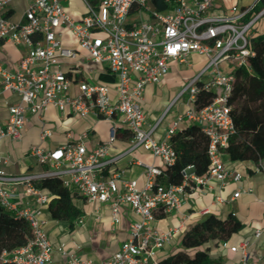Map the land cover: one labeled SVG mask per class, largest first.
<instances>
[{
    "label": "built area",
    "instance_id": "2783aa9c",
    "mask_svg": "<svg viewBox=\"0 0 264 264\" xmlns=\"http://www.w3.org/2000/svg\"><path fill=\"white\" fill-rule=\"evenodd\" d=\"M14 0H0V41H10L26 48L15 70H9L0 61V99L10 91L20 96L18 103L9 106L6 123L0 124V146L5 137L20 141L29 114L40 119L49 105L61 112L76 115H95L112 121L111 141L99 143L92 149L86 144L89 132L78 138L67 133L68 142L57 148L44 147L53 130L43 124L41 144L33 145L28 154L45 166L43 172L10 174L2 165L7 158L0 151V205L29 222L30 241L12 250H4L1 264H49L55 248L45 230L46 221L40 217V206L49 203L50 196L37 182L45 176H57L78 197L108 204L111 221H121V205L127 204L140 217L131 223V236L104 264H149L157 252L175 236L177 228L163 231L154 225L160 214L178 210L184 203L188 190L208 186L212 179L222 184L230 178L240 181L242 173L227 167L224 150L235 132L232 105L229 96L235 86V70L250 69V57L255 54L253 38L258 35L254 27L264 18V8H256L264 0H254L245 7H233L218 12L216 0H100L93 5L88 0V11L82 19H74L66 10L63 0H27V8L18 21L12 20L7 9ZM134 7L147 12L148 19L129 22ZM251 15V18L248 16ZM64 30L71 31L80 46L89 52L91 59L107 64L116 77L112 84L82 79L79 92H73V77L68 72L54 68L58 58L74 60L75 49L65 47ZM197 53L206 58L204 68L184 85L174 103L189 94L186 111L178 117L181 121L200 125L209 138L210 169L207 175H197L194 165L184 171L182 183L164 184L159 181L164 168L148 164L145 168L146 184L139 187L137 179L125 177L126 169L112 176L106 171L119 156H110L111 142L116 138L118 120L133 134L131 150L142 147L160 158L167 167L177 160L171 142L176 127L167 138L155 137L157 125L147 127V114L142 100L146 86L159 83L169 70L171 60L181 64L192 63L189 56ZM214 90L216 98L204 107L196 106L200 87ZM117 98L113 101L111 89ZM176 124V125H177ZM121 181L122 187H119ZM24 185L33 202H20L17 187ZM252 189L240 187L234 197ZM264 235V227L255 231V238ZM251 241L232 246L240 252L239 264H264V255L254 257ZM63 255V247L57 249ZM62 264H98L92 259L70 256ZM158 264V262H156Z\"/></svg>",
    "mask_w": 264,
    "mask_h": 264
},
{
    "label": "crops",
    "instance_id": "0c3cea01",
    "mask_svg": "<svg viewBox=\"0 0 264 264\" xmlns=\"http://www.w3.org/2000/svg\"><path fill=\"white\" fill-rule=\"evenodd\" d=\"M254 0H216L218 12L230 11L233 7H245ZM65 10L74 18L82 19L88 11L86 0H63ZM27 8V0H14L7 9L8 16L18 21ZM147 12H140L134 7L129 22L140 19H148ZM62 41L65 47L75 49L77 58L68 60L58 58L54 68L61 69L73 77V92H79L78 81L82 79L98 82L114 83L113 76L104 62L91 59L89 52L82 48L77 38L71 31L64 30ZM26 52V48L10 41H0V61L9 70H15L18 62ZM202 55L192 53L189 56L191 65L181 64L178 60H171L170 70L163 76L159 83H150L146 86L142 104L147 114V127L157 125L155 137L159 140L167 138L169 131L176 127V131H182L190 123L181 121L177 124L178 117L187 109L183 99L174 103L175 98L185 85L186 79H191L199 73L205 63L196 65L202 59ZM187 64V65H186ZM113 101L117 98L114 88L111 89ZM20 101L18 94L6 92L0 99V124L7 122L9 106ZM118 125L116 138L111 142L110 156H119L117 162L110 165L106 171L112 176L116 171L126 169L125 177L137 179L140 188L146 184L145 168L148 164H155L166 168L160 158H156L150 151L138 147L130 151L132 146V131L126 127L117 116ZM53 130V135L42 145L54 149L68 142L67 133L78 138L84 132H89L86 144L92 149L99 143L111 141L112 121L95 115L80 116L69 111L61 112L54 105H49L42 119L36 114H29L28 121L20 141L10 137L2 140L0 151L7 158L3 163V169L10 174L27 172H43L45 166L34 156L28 154L33 145L41 144V131L43 124ZM177 124V125H176ZM226 165L231 170L242 173L243 178L236 181L233 177L222 184L217 179H212L208 186H199L195 190H188L183 205L176 211L168 214H160L154 225L163 231L177 228L173 239L165 247L160 249L155 257L156 262L184 250L183 237L195 224L213 213L221 218H226L230 212H234L242 223L241 228L230 237L209 241L212 257L220 260L221 264H239L240 252L231 249L242 241H251L250 251L258 258L264 255V235L255 238V231L264 227V164L253 160L233 161L225 154ZM122 187L121 181H118ZM252 189L251 192L241 193L234 197V193L240 188ZM20 202H33L27 195L26 187L19 185ZM53 198L51 192L44 190ZM74 203L82 210V214L74 220L71 226L68 220L56 219L49 211V203L40 206V217L46 221L45 230L55 248L53 260L49 264L65 263L70 256H78L83 259H92L98 264H104L121 247L122 243L131 236V223L140 219L138 215L127 205H121V221L113 225L111 221V208L108 204L100 207L97 203L89 202L83 198H74ZM63 247L67 254L63 255L57 249ZM193 252V249L189 250ZM153 259L149 264H156Z\"/></svg>",
    "mask_w": 264,
    "mask_h": 264
},
{
    "label": "trees",
    "instance_id": "16d2710c",
    "mask_svg": "<svg viewBox=\"0 0 264 264\" xmlns=\"http://www.w3.org/2000/svg\"><path fill=\"white\" fill-rule=\"evenodd\" d=\"M96 5L100 0H88ZM162 8L159 0H155ZM264 8V1L258 5L256 12ZM251 18V15L248 16ZM252 47L255 54L250 57V69L238 67L235 74V86L229 96L232 105L235 132L229 138V144L224 152L233 161L253 160L264 164V31L253 38ZM216 98V92L200 87L196 97V106L204 107ZM171 142L177 152V160L167 166L159 181L164 184L183 182V171L194 165L197 175H207L210 169L208 154L209 138L202 127L190 123L182 131H176L171 136ZM37 186L51 192L53 198L49 202V211L56 219L68 220L74 225V220L83 212L74 203L79 198L57 176H45L37 182ZM242 226L234 212L226 218L211 213L205 219L195 224L183 237L184 250L161 259L158 264H221L220 260L210 254L211 240L230 237ZM32 238V230L28 221L4 209L0 205V264L4 250H12L27 244ZM193 249V252L189 250Z\"/></svg>",
    "mask_w": 264,
    "mask_h": 264
},
{
    "label": "rangeland",
    "instance_id": "374dc122",
    "mask_svg": "<svg viewBox=\"0 0 264 264\" xmlns=\"http://www.w3.org/2000/svg\"><path fill=\"white\" fill-rule=\"evenodd\" d=\"M254 30H255V32H256L257 34H260V33H262V32L264 31V18H262L261 20H259V21L256 23V25H255V27H254ZM205 61H206V58H205V57H202V59H201L199 62H197L196 65H197V66H198V65H201V64L205 63ZM186 65H187V64H186ZM189 81H190V79H186L185 85H187ZM188 96H189V94H186V96L183 98L184 103H187Z\"/></svg>",
    "mask_w": 264,
    "mask_h": 264
}]
</instances>
